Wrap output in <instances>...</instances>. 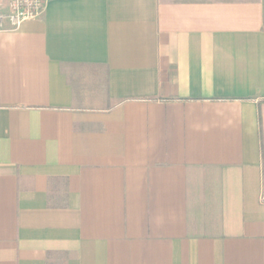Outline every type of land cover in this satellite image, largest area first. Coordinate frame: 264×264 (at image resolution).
Listing matches in <instances>:
<instances>
[{
    "label": "crops",
    "instance_id": "0c3cea01",
    "mask_svg": "<svg viewBox=\"0 0 264 264\" xmlns=\"http://www.w3.org/2000/svg\"><path fill=\"white\" fill-rule=\"evenodd\" d=\"M0 264H264V0L4 20Z\"/></svg>",
    "mask_w": 264,
    "mask_h": 264
},
{
    "label": "built area",
    "instance_id": "2783aa9c",
    "mask_svg": "<svg viewBox=\"0 0 264 264\" xmlns=\"http://www.w3.org/2000/svg\"><path fill=\"white\" fill-rule=\"evenodd\" d=\"M0 0V10L3 6ZM46 0H7V9L0 11V26L7 20L14 28L18 27L23 21L39 16L45 8Z\"/></svg>",
    "mask_w": 264,
    "mask_h": 264
},
{
    "label": "rangeland",
    "instance_id": "374dc122",
    "mask_svg": "<svg viewBox=\"0 0 264 264\" xmlns=\"http://www.w3.org/2000/svg\"><path fill=\"white\" fill-rule=\"evenodd\" d=\"M6 9H7V0H4L3 1V6H2V8H1V12H5L6 11Z\"/></svg>",
    "mask_w": 264,
    "mask_h": 264
}]
</instances>
